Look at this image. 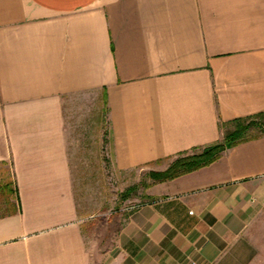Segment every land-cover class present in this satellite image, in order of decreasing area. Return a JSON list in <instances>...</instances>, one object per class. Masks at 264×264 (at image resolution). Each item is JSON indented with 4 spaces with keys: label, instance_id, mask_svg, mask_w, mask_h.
<instances>
[{
    "label": "crops",
    "instance_id": "crops-1",
    "mask_svg": "<svg viewBox=\"0 0 264 264\" xmlns=\"http://www.w3.org/2000/svg\"><path fill=\"white\" fill-rule=\"evenodd\" d=\"M89 93L120 170L220 142L264 113V0H0V264H93L65 117ZM149 195L99 264L264 257V135Z\"/></svg>",
    "mask_w": 264,
    "mask_h": 264
},
{
    "label": "rangeland",
    "instance_id": "rangeland-1",
    "mask_svg": "<svg viewBox=\"0 0 264 264\" xmlns=\"http://www.w3.org/2000/svg\"><path fill=\"white\" fill-rule=\"evenodd\" d=\"M65 117L79 217L93 264H99L114 246L120 225L138 207L148 203L150 190L161 184L151 174L167 172L175 160L132 170L118 169L107 146L109 130L103 121L101 95L97 93L67 98ZM233 130V127H224L219 143L224 144L227 132ZM258 133L254 130L248 138ZM202 153L199 150L184 158ZM258 255L260 258L254 264H264L262 253Z\"/></svg>",
    "mask_w": 264,
    "mask_h": 264
},
{
    "label": "trees",
    "instance_id": "trees-1",
    "mask_svg": "<svg viewBox=\"0 0 264 264\" xmlns=\"http://www.w3.org/2000/svg\"><path fill=\"white\" fill-rule=\"evenodd\" d=\"M224 127H233V131H228L226 134V141L224 144L219 142L211 146H207L203 149V153L197 156H191L184 158L189 154H183L175 158V162L169 168L167 172L164 173H152V177L160 183L167 182L179 178L183 175L190 174L192 172L198 171L202 168L210 166L218 159L221 158L226 148H232L235 145L249 141L252 139L259 138L264 135V113L257 114L248 118L237 119L233 122L223 125ZM258 130L259 133L256 136L248 138V135L254 131ZM196 150V151H199ZM194 151V152H196Z\"/></svg>",
    "mask_w": 264,
    "mask_h": 264
}]
</instances>
